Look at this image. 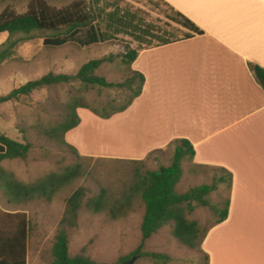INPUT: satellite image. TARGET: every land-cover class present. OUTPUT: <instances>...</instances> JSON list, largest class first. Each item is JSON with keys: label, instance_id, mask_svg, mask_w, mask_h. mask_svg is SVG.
<instances>
[{"label": "crops", "instance_id": "1", "mask_svg": "<svg viewBox=\"0 0 264 264\" xmlns=\"http://www.w3.org/2000/svg\"><path fill=\"white\" fill-rule=\"evenodd\" d=\"M156 2L167 9L155 28L158 37H142L131 64L144 75L140 95L109 118L78 108L80 122L65 139L78 151L82 147L83 155L128 159H143L175 139L188 140L192 171L205 165L231 173L226 217L219 214L211 222L201 243L209 264H264V88L249 67L264 69V0ZM181 15L191 28L180 24ZM174 28L181 34L171 37ZM83 109L88 113L82 118ZM83 119L92 120L86 126L106 129L107 146L99 148L108 152L87 144ZM29 211L30 205L24 212L33 223ZM2 212L15 211L0 201Z\"/></svg>", "mask_w": 264, "mask_h": 264}, {"label": "trees", "instance_id": "2", "mask_svg": "<svg viewBox=\"0 0 264 264\" xmlns=\"http://www.w3.org/2000/svg\"><path fill=\"white\" fill-rule=\"evenodd\" d=\"M114 3L115 1L110 0H72L64 6L56 7L46 0H28L23 12H17L10 6H5L0 11V32H7L9 35L0 45V64L14 55L20 42L33 39L36 33L44 31L62 32L60 36L54 35L43 40L44 44L50 46H61L67 42L88 46L114 39L119 34H126L138 42L137 48H128L121 56L130 74L123 82H110L95 73L104 62L113 59V55H107L88 60L74 75L49 72L0 95L1 106L5 102L27 96L35 89L69 82L72 79H78L86 87L116 86L125 87L129 91L128 97L122 103L111 105L110 108L102 106L100 110L78 99L66 103L63 120L45 130L44 136L73 152L79 160L67 165L61 171H51L31 183L19 180L1 165V162L7 159L26 160L31 144L17 141L0 132V200L7 209L15 211L0 214V264H26L27 239L33 223L24 211L29 205H36L38 200L51 201L64 188L72 186L74 181L88 172L87 168L92 161L131 164L130 176L117 184L110 180L107 183L99 181V190L93 197L88 196L89 188L85 186H78L70 193L57 222L47 264H122L133 256H127L115 263H98L84 254L71 255L69 234L78 226L79 216L84 208L95 213H106L111 218H118L134 211L136 206H142L144 211L140 223L141 242L136 252L140 251L153 233L170 224L172 233L179 242L197 248L203 253L201 243L211 225L203 227L196 220L189 219L187 215L198 206H207L210 202L208 196L217 189V185L202 183L184 192L176 190L183 172L182 160L188 159L191 163L194 156L193 146L188 140L175 139L168 144V146L174 145L169 165H161L154 170H142L141 166L145 165L149 155L163 149H155L143 159L96 157L81 154L65 139V134L80 122L78 108H87L101 118H109L128 108L142 91L144 75L132 69L131 64L142 48L140 44L143 42L142 37L146 35L156 39L158 36L154 32V26L143 24L135 11L123 9ZM181 18L182 26L192 27L188 19L182 15ZM195 30L200 31L197 28ZM184 36L188 35L184 34ZM167 41L168 39L159 40L158 43ZM151 44L152 42L149 41L146 46ZM249 67L257 82L264 88V69L252 63H249ZM218 169L224 173L220 175L219 181H227L229 191L231 173L221 167ZM228 205L229 198L226 199L224 208L219 211L223 219L226 217ZM203 254L204 264H209V256ZM140 255L158 261L169 259L168 255L154 251H143Z\"/></svg>", "mask_w": 264, "mask_h": 264}, {"label": "rangeland", "instance_id": "3", "mask_svg": "<svg viewBox=\"0 0 264 264\" xmlns=\"http://www.w3.org/2000/svg\"><path fill=\"white\" fill-rule=\"evenodd\" d=\"M46 1L50 5L60 7L72 0ZM110 1H115L114 4H118L123 9L135 11L143 24L154 26V32H156V25H162L165 19L167 9L161 7L156 0ZM27 2L28 0H2L0 11L5 6H10L17 12H23ZM168 32L171 37L181 34L175 28ZM54 35L60 36L62 32H38L33 39L18 44L14 55L0 64V95L49 72L74 75L88 60L107 55H113V59L104 62L95 70V73L114 83L123 82L129 77V71L122 62L121 56L128 48H137L135 40L130 36L119 34L114 39L88 46H81L76 42H67L61 46H50L43 43L45 38L54 37ZM8 36L7 32H0V45L7 40ZM128 94L129 91L125 87H86L78 79H72L69 82L35 89L18 100L1 104L0 132L17 141L31 144L26 160L7 159L3 160L1 165L19 180L31 183L51 171H61L67 165L78 162L79 159L73 152L47 139L44 131L63 120L64 105L73 99H78L100 110L102 106L110 108L111 105L122 103ZM87 111V109L80 111L82 118L85 113H88ZM93 119L98 120L96 117ZM88 121L92 120L83 119L80 127V130L84 129L85 134H88L87 144L90 147L96 146L95 151L98 153L108 152L105 149L108 142L106 129L103 127L97 129L96 125L91 126L90 124L86 126ZM92 130L98 133L97 137L91 138L89 134ZM69 138L70 135H68V140ZM100 144L105 148H99ZM80 150L82 151L83 148L81 147ZM173 151L174 145L170 144L163 150L152 152L145 165L141 166L142 170H154L161 165H169ZM182 168L183 179L180 184H177L179 192H184L202 183H216L217 185V189L208 196L209 204L198 206L187 215L189 219L196 220L201 226L206 227L219 216V211L225 206L228 195L227 181H219L220 175L224 173L212 167H198L197 170L192 171L188 159L182 160ZM129 169H131V164L92 161L87 168L88 172L74 181L72 186L64 188L51 201L38 200L36 205L30 206L29 212L33 219V227L29 236L28 264H47L65 200L76 187L89 188L88 196L93 197L99 190V181L107 183L110 180L117 184L120 180H126L130 176ZM143 211L142 206H136L134 211L125 216L111 218L106 213H95L84 208L80 213L78 226L70 231L69 253L71 255L84 254L98 263H115L127 256L137 255L131 264H204V254L197 248L179 242L174 237L170 224L153 233L140 251L136 252L141 242L140 223ZM143 251L163 253L168 255L169 259L166 261L152 260L141 256L140 252Z\"/></svg>", "mask_w": 264, "mask_h": 264}, {"label": "water", "instance_id": "4", "mask_svg": "<svg viewBox=\"0 0 264 264\" xmlns=\"http://www.w3.org/2000/svg\"><path fill=\"white\" fill-rule=\"evenodd\" d=\"M136 257H137V255H133L130 259L123 262L122 264H131L136 259Z\"/></svg>", "mask_w": 264, "mask_h": 264}]
</instances>
